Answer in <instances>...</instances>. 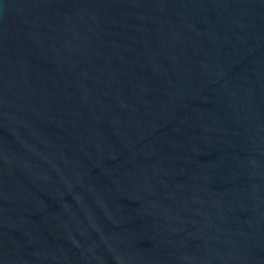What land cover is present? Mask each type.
I'll return each instance as SVG.
<instances>
[{"label":"water","instance_id":"obj_1","mask_svg":"<svg viewBox=\"0 0 264 264\" xmlns=\"http://www.w3.org/2000/svg\"><path fill=\"white\" fill-rule=\"evenodd\" d=\"M0 264H264V0H0Z\"/></svg>","mask_w":264,"mask_h":264}]
</instances>
